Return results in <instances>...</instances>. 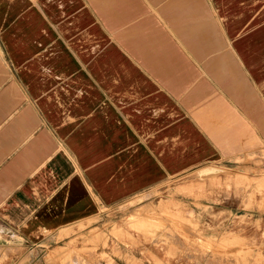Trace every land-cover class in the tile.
Listing matches in <instances>:
<instances>
[{
	"label": "crops",
	"instance_id": "1",
	"mask_svg": "<svg viewBox=\"0 0 264 264\" xmlns=\"http://www.w3.org/2000/svg\"><path fill=\"white\" fill-rule=\"evenodd\" d=\"M248 155L264 167V0H0V264H76L103 208ZM251 188L225 212L264 222Z\"/></svg>",
	"mask_w": 264,
	"mask_h": 264
},
{
	"label": "rangeland",
	"instance_id": "2",
	"mask_svg": "<svg viewBox=\"0 0 264 264\" xmlns=\"http://www.w3.org/2000/svg\"><path fill=\"white\" fill-rule=\"evenodd\" d=\"M253 160L263 166L251 155L238 162L210 161L170 176L114 208H103L94 221L96 227L87 236L70 238L62 255L83 246L71 256L72 262L78 264L87 255L91 261L107 264H262L261 251L253 252V239L258 238L242 233L255 225L264 233V222L225 212L229 207L240 212L254 209L253 182L254 192L264 193V167L253 168ZM212 201L222 203L213 209ZM36 254L44 256L43 251H28L20 254V263ZM3 257L9 258L10 253Z\"/></svg>",
	"mask_w": 264,
	"mask_h": 264
},
{
	"label": "bare ground",
	"instance_id": "3",
	"mask_svg": "<svg viewBox=\"0 0 264 264\" xmlns=\"http://www.w3.org/2000/svg\"><path fill=\"white\" fill-rule=\"evenodd\" d=\"M228 179L230 180L231 179V177H228ZM232 180V179H231ZM236 180V179H235ZM237 180H239V178H237ZM163 203V202H162ZM178 206V205H177ZM131 221V220H130ZM77 257V256H76ZM77 259V258H76Z\"/></svg>",
	"mask_w": 264,
	"mask_h": 264
}]
</instances>
